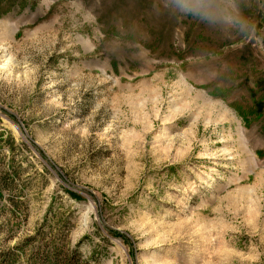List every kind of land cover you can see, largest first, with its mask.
I'll return each mask as SVG.
<instances>
[{
	"label": "rangeland",
	"instance_id": "rangeland-1",
	"mask_svg": "<svg viewBox=\"0 0 264 264\" xmlns=\"http://www.w3.org/2000/svg\"><path fill=\"white\" fill-rule=\"evenodd\" d=\"M0 264H264V0H0Z\"/></svg>",
	"mask_w": 264,
	"mask_h": 264
}]
</instances>
